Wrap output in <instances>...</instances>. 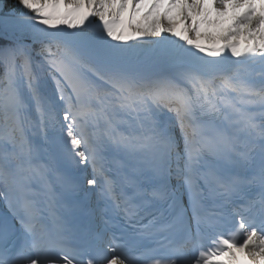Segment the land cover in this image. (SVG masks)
<instances>
[{
	"label": "snow or ice",
	"instance_id": "snow-or-ice-1",
	"mask_svg": "<svg viewBox=\"0 0 264 264\" xmlns=\"http://www.w3.org/2000/svg\"><path fill=\"white\" fill-rule=\"evenodd\" d=\"M0 200V264H264V0H0Z\"/></svg>",
	"mask_w": 264,
	"mask_h": 264
},
{
	"label": "bare ground",
	"instance_id": "bare-ground-1",
	"mask_svg": "<svg viewBox=\"0 0 264 264\" xmlns=\"http://www.w3.org/2000/svg\"><path fill=\"white\" fill-rule=\"evenodd\" d=\"M166 23V22H165Z\"/></svg>",
	"mask_w": 264,
	"mask_h": 264
}]
</instances>
